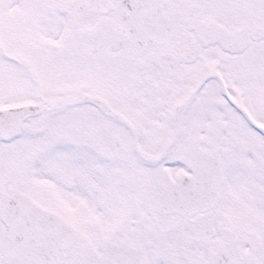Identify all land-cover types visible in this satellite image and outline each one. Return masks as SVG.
I'll use <instances>...</instances> for the list:
<instances>
[{"label":"snow or ice","instance_id":"1","mask_svg":"<svg viewBox=\"0 0 264 264\" xmlns=\"http://www.w3.org/2000/svg\"><path fill=\"white\" fill-rule=\"evenodd\" d=\"M0 264H264V0H0Z\"/></svg>","mask_w":264,"mask_h":264}]
</instances>
